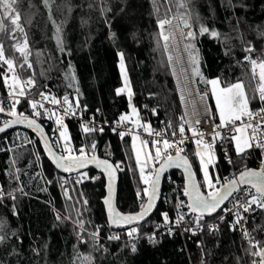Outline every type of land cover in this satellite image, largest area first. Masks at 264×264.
<instances>
[{"label": "trees", "instance_id": "1", "mask_svg": "<svg viewBox=\"0 0 264 264\" xmlns=\"http://www.w3.org/2000/svg\"><path fill=\"white\" fill-rule=\"evenodd\" d=\"M16 10L24 33L17 30V39H12L0 32V43L5 46V55L19 65L23 58L12 46L21 43L26 34L32 67L25 64L16 71L21 79L35 81L34 86L26 87L27 97L49 92L64 101L67 96L71 104L86 105L89 111L99 109L103 120H115L128 111L126 96L116 91L121 86L118 64L123 53L132 104L142 122H164L170 132H179L182 111L158 26L160 20L175 17L190 21L189 32L194 38L184 37L187 53L197 61L193 67L200 74L194 76L215 117L205 82L215 77L223 85L242 81L250 108L264 106L257 90L258 76L253 77L251 64L245 59H264V0H17ZM201 26L209 31L201 34ZM250 46L254 51L246 52ZM8 74L7 65L0 67L2 95L8 92L4 83ZM31 110L24 100L16 106L17 112ZM38 110L42 113L38 121L55 146L58 134L54 119L47 111ZM65 121L73 149L83 143L95 144V149L107 152L113 163L122 162L116 205L123 213L138 211L139 200L146 196L129 137L108 131L84 135L74 120ZM31 139L41 155L42 171ZM191 161L197 172V159ZM233 163L237 168H258L261 158L249 148L233 155ZM215 169L220 175L228 172L220 154ZM170 174L177 176L174 171ZM64 176L47 160L32 131L14 129L0 135V264H252L250 249L236 226L182 236L161 235L153 242L139 238L129 244L120 238L107 239L104 233L110 227L102 202L104 178L74 185V197L66 195V186L58 183ZM166 189L163 183L162 190ZM167 202L160 201L148 221L169 210ZM82 218V226L92 231L97 224L102 225L103 244L92 247L91 234L81 235L77 226ZM247 222L256 241L264 245V209L252 207Z\"/></svg>", "mask_w": 264, "mask_h": 264}, {"label": "snow or ice", "instance_id": "2", "mask_svg": "<svg viewBox=\"0 0 264 264\" xmlns=\"http://www.w3.org/2000/svg\"><path fill=\"white\" fill-rule=\"evenodd\" d=\"M17 0H0V32L8 34L11 36L12 39L16 38V31L18 30L20 33H24V28L21 25V14L19 11L16 10ZM183 7V4H181ZM171 24L170 20H160L159 27L161 29L165 28V25ZM9 25L11 27H9ZM209 29L207 27L201 26L200 32L201 34L208 32ZM213 36H217L216 32L211 33ZM160 35L163 37L164 41L167 42L169 40V36L165 35L163 31H161ZM187 37L194 38V33H187ZM16 52L20 53V56L23 58V63L17 65L16 61L12 58H8L5 55V46L3 43H0V67L3 65H7L8 72L12 73V76L9 78L7 75L4 76V83L8 86L9 97L12 98V103L9 109H7V114L14 119L6 121L3 127H0V132H4L5 129L11 127L14 124H21L27 123L29 127H34L37 130H40V126L37 124L35 119H30L27 116H24L23 113L18 114L16 111V106L20 103V99L17 97H25L26 96V87L34 86L35 81L29 77L26 80L21 79L20 75L17 73L16 69L24 68V65L27 64L28 68L32 67V64L28 62V41L26 38L23 40L21 44L19 41L12 46ZM167 47V44H165ZM187 47V46H186ZM246 52H252L254 49L250 46L245 49ZM121 57V69L122 74L124 75L125 80V87L117 89V95L127 91L129 98H131L132 92L131 88L128 83V78L126 72H124V59L123 53L120 54ZM171 59V57H170ZM245 59L249 61L251 64V71L253 77H257L259 79L258 85V92H259V99L264 101V59H253L251 56H246ZM193 64L197 63L196 59L192 58ZM193 71L199 75L198 68H193ZM9 79L11 83H9ZM207 84L211 85V94L215 97L216 101V108L219 112V124L215 125L213 128L212 139L215 140L218 137H221V133L216 131V128H229L230 131L235 132L236 135H232L231 139L235 141V148L238 155L243 154L246 149L252 148L255 146L264 148V135H260L258 130L264 128V108L261 109V113L256 115L261 116L262 123L256 124L252 123L254 119V114L249 109L250 99L245 91V86L242 81H237L236 83L229 84L225 87H221L220 80L211 79L205 81ZM39 95L41 96L42 100L48 101L49 97L46 96L43 92H40ZM255 98V97H253ZM203 99V97H201ZM31 108L36 110L38 108H44V104L38 100H29L28 101ZM52 104H58V101L55 97H52L49 101ZM64 103H68L67 96L64 97ZM71 105H69V109ZM69 109H65L67 112ZM6 108L0 106V113H4ZM47 111V110H46ZM54 114V113H52ZM50 114V115H52ZM34 116L39 117L42 113L38 110L34 111ZM132 115H138L137 109L133 106L132 107ZM244 117H248L249 122L244 121ZM130 119L128 115H122L120 117V122H125ZM237 122H240L237 124ZM57 125L60 126L61 130L59 132V137L61 140L64 141L63 151L67 153V155H57L52 149L48 146V140L44 139L45 149L48 152L49 157H51L52 161L55 163L57 168L63 169L64 171H72L74 169H79L85 167L89 163H97L98 166H102L104 171L107 173L109 178V195L105 199V204L108 205L109 209V218L110 220L115 223L119 224L123 222L125 224H131L135 221L142 220L149 212L152 211L155 201L157 199V195L159 192V185L162 173L168 168L172 166L176 167H183L185 172L188 176L189 187L185 188L184 195L188 196L190 203L187 207L192 212L200 213L197 216V222L201 219V217L207 213L211 214L215 212L223 202L232 194V192L236 189L237 184L241 185H250L252 188L255 189L258 195H252L250 200H246L244 204L240 205L243 208L244 212H248L251 210L252 205H256L257 207L264 208V168H261L259 171L253 169H245L239 173L238 179H228L224 184L221 185L220 188L216 187V184L213 183V178L209 174V165L213 162V155H212V145L208 144L204 141L203 136L204 134L201 132H197L195 128H192L193 136H198L199 139L196 140V144L198 146V151L195 153L197 157H199L201 169L203 172L204 178V186L212 191H209L207 196H205L201 191V185H198L195 181L194 173L191 171L192 164L189 162L187 156L181 155L184 151L181 144L184 143L183 139H179L176 141H170L168 139H163L162 141H154V145H160L162 143L163 147L157 146L155 148V155L153 156L150 152L144 153L143 160L141 159V149L136 148L135 143L133 147L136 148V160L137 164L140 165V175L143 183L147 185L143 191L144 195L147 197L146 204H141V211L135 215H121L120 213L116 212L112 206V180L114 179V173L119 165L115 167L110 164L106 160H98L95 156L91 157V159L87 158V154L83 148L79 150L80 155H73V149L69 145V136L67 133V128L63 124V117H57L56 119ZM195 123L199 124L200 120L197 119ZM137 127H142L139 120L135 121ZM248 129H251V133L248 132ZM94 127L85 126L84 132L91 133L96 131ZM115 130V129H114ZM99 131H103V128H100ZM144 131L151 133V129L149 127H145ZM179 134L183 137L185 133V127L183 124L179 126ZM127 133L121 132L120 135L123 137ZM159 135V133H157ZM173 136H176L177 133L174 131L172 133ZM44 134L41 130V137L43 138ZM133 141L139 139L138 136L132 137ZM145 146L148 144L147 141L142 142ZM95 149L96 145L93 144L91 146ZM170 149H175V156L170 153ZM160 167L153 169L150 173L145 174V169L147 168L148 164L152 161H161ZM231 162V161H229ZM82 175L87 176L86 173ZM79 182V181H78ZM217 182L219 180L217 179ZM85 203H87L85 201ZM163 219L165 223L169 222V217L167 213L163 214ZM184 219L183 216H180L177 223ZM243 219L240 215L237 214L236 222L239 223L240 220ZM137 229L132 228L128 232L129 236H132L136 233ZM93 237L97 235V233L92 234ZM245 235H249L245 233ZM112 239H118L119 237H110ZM251 244L252 249H258L252 251L250 254L255 257H259L258 260H253L252 264H264V245L261 242L255 241L251 239L249 241ZM133 251H135V247L133 246Z\"/></svg>", "mask_w": 264, "mask_h": 264}, {"label": "built area", "instance_id": "3", "mask_svg": "<svg viewBox=\"0 0 264 264\" xmlns=\"http://www.w3.org/2000/svg\"><path fill=\"white\" fill-rule=\"evenodd\" d=\"M175 21L180 24V19L174 18ZM182 28V27H181ZM168 54V53H167ZM170 63V60H169ZM170 70L172 73L176 93L178 95L181 111H182V119L183 124L185 127V133L183 137L180 136L179 132H176L177 135L173 136L172 132H170V127L162 122L160 124H142V127H137L132 125L129 121L120 122V117L115 120H103L102 119V113L99 109H95L94 111H89L88 107L86 105L83 106H75L72 104L65 105L63 101H60L58 104H52L49 101L52 97H54L49 92H44L46 96L49 97L48 101L42 100L41 96L37 97H20V100H24L25 102H28L29 100H38L41 103L44 104V108H41L42 110L46 111L49 114L55 113L59 116H62L64 119H71L74 120L78 127L81 130V133L84 135H90L94 133L95 131L91 133H85L84 127H94L97 129L96 131H99L100 128H103V131H108L112 134H116L119 137H121L120 133L124 132L127 133L123 137H130L132 134L139 135L143 139H147L150 144H153L154 141H162L163 139H168L170 141H176L179 139H183L184 143L180 145L184 149L182 152L185 154L191 161V159H196V156L194 152L191 151V146L194 148V138H198V136H193L191 129L195 128L197 132H201L204 134L203 139L206 143L212 145V152L215 153V161L213 164L209 166V173L210 176L213 178V183L216 184L217 188H220L222 184H224L228 179L235 178L238 173L243 170L244 168H237L234 166L233 163V155L237 154L233 140L231 139V136L235 134V132H232L229 130V128H216L215 130L221 133V137H218L217 139H212V133L213 128L215 125H217V120L215 117V114L211 108L208 96L205 92L201 91L198 87L197 81L195 79L194 73L192 70L188 67L187 61L183 59V61H179L176 65V67H173L170 63ZM29 87V86H28ZM7 90L9 92V88L7 86ZM8 92L6 94L2 95L0 93V106H3L7 109L10 108L12 103V98L9 97ZM203 97V99H201ZM29 103V102H28ZM30 105V104H29ZM69 105H71V108L69 109ZM31 107V106H30ZM264 108V106H260L257 108L252 109V113L254 114V119L250 122L260 124L262 123L261 116L256 115L258 113H261V109ZM39 109V108H38ZM36 109V110H38ZM65 109H69L67 112H65ZM36 110H31L29 112L21 111L17 112L18 114L23 113L24 116L29 117L30 119H35L38 121V117L34 116L33 113ZM39 111V110H38ZM4 113H0V125L4 124L6 121H8L7 115ZM199 119L200 123L197 124L195 121ZM245 122L248 121V117L243 118ZM240 122H237L239 124ZM145 127H149L151 129V133L144 131ZM115 129V130H114ZM251 129H248V132L251 133ZM159 133V135H157ZM258 133L260 135H264V128H261L258 130ZM30 142L35 147V139H31ZM254 146L250 148L251 150L258 153V155L261 158V163L264 162V148L256 147L255 141L253 142ZM154 145V144H153ZM92 146V145H91ZM91 146H86V144H82L77 149H73V155H80L79 150L83 148L89 156L91 153H94L96 149H93ZM155 147H163L162 143L160 145H154ZM54 149L60 154V155H67L63 151L62 144L59 142V139L55 141V146H53ZM172 155L176 154L175 149L169 150ZM98 154L105 159H108L111 161L109 154L107 152L98 151ZM221 155L223 160L225 161L228 172L225 174H218L215 165L218 160V155ZM35 155L41 156L38 152L37 148L35 147ZM231 161V162H229ZM112 162V161H111ZM160 161H154V168ZM192 162V161H191ZM38 163V162H37ZM113 163V162H112ZM115 166L119 165V168L117 170H120L123 168V164L121 161H115L113 163ZM193 165V164H192ZM38 167L42 171L41 162L38 163ZM195 166H193L194 168ZM197 167V181L198 184L201 185V191L207 196L209 191H212V189L207 188L204 186V178L203 174L200 170L199 163L196 164ZM153 167H149L148 171L151 172ZM211 168L213 169V173H211ZM264 168V166H263ZM177 176H172V174L168 173L166 177L164 178L163 183L167 186V189L165 191L162 190L161 200L163 201V204L168 203L169 201V210L165 209L159 212L160 218L158 219H152L150 221H145L141 225L134 226L125 230H114L109 229L108 231L105 230L104 237L110 240H114L110 237H119L124 242L132 244L136 242L139 238H143L148 240L149 242H153L161 235L165 236H173L174 234L179 235H190V234H198L204 230H218L223 226H227L229 228H233L236 226L241 234L243 239L246 241L250 252L255 251L257 249H252L251 244L249 241L251 239H254L256 241L255 235L253 231L249 228L248 222H247V213L244 212L243 208L240 206L245 203L246 200H250L252 195H258L254 188L249 186H240L235 191V193L230 197V199L225 203V205L213 216L210 217H201V219L197 222V215H194L190 209L187 207V198L186 195H184L185 190V181L183 175L178 172L174 171ZM83 173H86L87 176L82 175ZM102 175L98 172H95L93 174H89L87 171L79 172L77 174H71L64 176L63 178L58 180L59 185H79L80 183L86 182V181H94L101 177ZM217 179L219 182H217ZM79 181V182H78ZM145 186L143 185V188ZM1 197V193H0ZM145 202V199H140L139 204ZM252 207H257L256 205H252ZM260 208V207H257ZM264 209V208H262ZM167 213L169 217V222L165 223L163 219V214ZM237 214L243 217V219L240 220L239 223L236 222ZM180 216H183L184 219L182 221H179L177 223ZM136 228L137 231L132 236L128 235V232L130 229ZM102 230V225L97 224L95 227V230L92 231L91 239L92 243L94 245L103 244V235L100 233ZM93 233H97L95 237H93ZM245 233H248L249 235H245ZM252 262L253 260H258L259 257H255L251 255Z\"/></svg>", "mask_w": 264, "mask_h": 264}, {"label": "rangeland", "instance_id": "4", "mask_svg": "<svg viewBox=\"0 0 264 264\" xmlns=\"http://www.w3.org/2000/svg\"><path fill=\"white\" fill-rule=\"evenodd\" d=\"M175 17H172V18H170V19H167V20H170L171 21V24H169V25H165V28L164 29H161L160 27H159V32L161 33V31H163L164 32V34L165 35H168L169 36V40L167 41V42H165L164 41V39H163V37L161 36V39H162V42H163V45H164V49H165V52H166V54H167V56H168V59L170 60V63L172 64V62H173V67H176V65H177V63H178V60L179 61H183V59H185L186 61H187V64H188V67L192 70V72L193 73H195L194 71H193V62H192V58H191V56L189 57L188 56V53H187V49H189V47L187 46V44H185V41H184V37L186 36V35H183V33H182V28H181V24H179V22L177 23L176 21H175V19H174ZM159 26V25H158ZM190 30V29H189ZM189 32V31H188ZM187 32V33H188ZM24 38L25 37H22V41H21V44L23 43V40H24ZM165 44H167V47H165ZM187 46V47H186ZM170 57H171V59H170ZM169 63V64H170ZM118 67H119V72H120V75H121V86L118 88V89H120V88H124L125 87V80H124V75L122 74V69H121V57L119 56V64H118ZM124 72H126V74H127V78H128V83H129V86H130V88H131V92H132V87H131V83H130V79H129V76H128V72H127V69H126V66H125V63H124ZM9 78L12 76V73H10L9 72V74L7 75ZM211 79H217L216 77L215 78H211ZM211 79H209V80H211ZM9 83H11V80L9 79ZM236 83V82H235ZM225 86H227V85H223L222 83H221V87H225ZM208 92H209V95H210V97H211V99H212V102H213V106H214V110H215V113H216V115H217V117H218V119H219V112H218V110H217V108H216V101H215V97H213L212 96V94H211V85L210 84H208ZM121 94H124L125 96H126V98H127V100H128V111L127 112H124L122 115H128V116H130V119L128 120L132 125H134V126H136V124H135V121L138 119L139 120V122H140V124L142 125L143 124V122H142V120L140 119V116H139V113H138V111H137V113H138V115H136V116H133L132 115V107H133V104H132V95H131V98H129V95H128V93H127V91H125V92H123V93H121ZM18 99L20 98V97H17ZM64 102V101H63ZM65 104V103H64ZM68 104H71L70 102H68L67 104H65V105H68ZM73 105V104H72ZM249 109H250V111H252V109L250 108V106H249ZM121 115V116H122ZM52 117H53V119H54V123H55V126H56V128H57V134H58V139H59V142L62 144V146H64V141L63 140H61L60 139V137H59V132L61 131V130H63V129H61L60 128V126L59 125H57V123H56V119H57V117H61V116H59V115H57V114H52ZM220 122V121H219ZM63 124L66 126V128H67V133H68V136H69V145L72 147V142H71V137H70V133H69V130H68V127H67V124H66V121H65V119L63 118ZM217 124H219V123H217ZM138 136L139 137V139H137L136 141H133V139H132V137L133 136ZM234 135H236V133L234 134ZM198 138H194V154L198 151V146H197V144H196V140H197ZM143 141H147L148 142V144L145 146L142 142ZM135 143V145H136V148H140L141 149V159L143 160V158H144V153H148V152H150L153 156L155 155V146L153 145V144H150V142L147 140V139H143L142 137H140L139 135H136V134H132L130 137H129V145H130V149H131V152H132V156H133V159H134V161H135V164H136V167H137V171H138V174H139V177H140V180H141V182L143 183V181H142V179H141V175H140V165H138L137 164V160H136V148H134L133 147V144ZM233 143H234V147H235V141L233 140ZM235 150H236V148H235ZM247 150H249V148L248 149H246L245 151H247ZM35 155V154H34ZM93 155V153H91L89 156H92ZM212 155H213V162H212V164L214 163V161H215V153L214 152H212ZM196 156V155H195ZM35 160L39 163L41 160V157H39V156H37V155H35ZM196 159H197V161H198V163H199V166H200V170H201V172H202V169H201V165H200V160H199V157H197L196 156ZM211 165V164H210ZM209 165V166H210ZM149 167H153L154 168V161H152V162H150L149 164H148V166H147V168L145 169V174H148V173H150L149 171H148V168ZM202 174H203V172H202ZM210 174V173H209ZM143 185L145 186L144 187V189L146 188V187H148L147 185H145L144 183H143ZM66 189H65V194L66 195H71V196H73V194H75L74 195V197L77 195V188L76 187H74V185H67L66 187H65ZM65 194H64V196H65ZM75 200H77V199H75ZM85 219H83L82 218V220H81V224H79V222H75V223H77V224H79L77 227H78V229L81 231V235H87L88 237H90V233L92 232V229H89L88 227H85V226H82L83 225V221H84ZM91 239V238H90ZM92 245V247L94 246L93 245V243L91 244Z\"/></svg>", "mask_w": 264, "mask_h": 264}, {"label": "water", "instance_id": "5", "mask_svg": "<svg viewBox=\"0 0 264 264\" xmlns=\"http://www.w3.org/2000/svg\"><path fill=\"white\" fill-rule=\"evenodd\" d=\"M180 24H181V27H182V33H183V35H186L187 32L189 31V29H190V25H191L189 19H188V18H181V19H180ZM5 114L7 115V117H8L9 120L14 119L13 117L9 116V115L7 114V112H5ZM9 120H8V121H9ZM36 122H37V124L40 126V130L35 129L34 127H29V126L27 125V123L25 122V123H21V124H14V125H12L11 127L5 129L4 132H0V135H3V134H5V133H7V132H9V131H11V130H14V129H24V130H30V131H32V132H33L34 134H36V136L38 137L39 142H40L41 147H42V149H43V151H44V153H45V156H46L47 160L51 163V165L54 167V169H55L58 173H60L61 175H65V176H67V175L77 174V173H79V172H83V171H87V170H93V171H95V172L100 173V174L102 175V177L104 178V181H105V187H104V188H105V196H104L102 202H103V206H104V211H105L106 220H107V223H108V225H109V227H110L111 229H114V230H125V229H128V228L134 227V226L141 225L142 223H144L145 221H147L148 219H150V218L154 215V213L156 212V210H157L158 207H159L160 200H161V195H162L163 181H164V178L166 177V175H167L168 173H170V172H172V171H178V172H180V173L183 175V177H184L185 188H188V187H189L188 176H187V173L185 172V170H184L183 167H176V166L168 167V168L162 173V175H161L160 185H159V192H158L157 199H156V201H155V205H154L152 211L149 212V213H148V214H147L142 220L135 221V222H133V223H131V224H125V223H123V222H120L119 224H115V223H113V222L110 220V218H109V209H108V205L105 204V199H106V198L108 197V195H109V178H108L107 173L104 171L103 167H102V166H98L97 163H89V164H87V165H86L85 167H83V168L74 169V170H72V171H68V172L64 171L63 169L57 168L56 165H55V163L52 161L51 157H49L48 152H47L46 149H45L44 139H47V140H48V146L52 149V151H54L57 155H60V154L54 149V147H53V145H52V142H51V140H50V138H49V136H48V134H47L45 128L43 127V125H42L39 121H37V120H36ZM3 126H4V124L0 125V127H3ZM41 130L43 131V134H44L43 138L41 137ZM181 155L186 156V155L183 154V153H181ZM93 156H95L98 160H106V161H108L110 164H112V165L115 167V165H114L110 160L105 159V158H102V157L98 154V150H97V149L95 150V152L93 153L92 156H87V158L91 159V157H93ZM173 156H175V154H174ZM188 159H189V158H188ZM161 162H162V160H161V161L155 166L154 169L159 168ZM189 162L192 164V162L190 161V159H189ZM263 166H264V162H262L258 168H244L243 170H245V169H253V170H257V171H259L261 168H263ZM243 170H241V171H243ZM191 171L194 173L195 181H196V183L198 184V181H197V175H196V172H195V170H194V168H193V165H192V169H191ZM241 171H240V172H241ZM240 172H239V173H240ZM239 173H238V175L235 177V179H238ZM232 179H234V178H232ZM118 180H119V173H118V170L116 169V171H115V173H114V179H113L112 182H111V184H112V206H113V208L115 209L116 212L120 213L121 215H135V214L139 213V212L141 211V208H140L138 211L133 212V213H123V212H121V211L117 208V205H116V198H117ZM198 185H199V184H198ZM240 186H249V187H251L250 185H241V184H237L236 189H235V190L232 192V194H231V195H230V196H229V197L223 202V204L220 206V208H218L215 212H213V213H211V214H207V213H205V214L203 215V217H210V216H213L215 213H217V212H218V211H219V210L225 205V203L230 199V197L235 193V191H236V190L238 189V187H240ZM200 191H201V189H200ZM201 192H202V191H201ZM202 193H203V192H202ZM203 194H204V193H203ZM204 195H205V194H204ZM205 196H206V195H205ZM186 198H187V203L189 204V203H190V200H189L188 196H186ZM146 202H147V197H146V199H145L144 204H146ZM190 211H191V210H190ZM191 212H192V211H191ZM192 213H193L194 215H197V216L200 215V213H198V212H192Z\"/></svg>", "mask_w": 264, "mask_h": 264}, {"label": "crops", "instance_id": "6", "mask_svg": "<svg viewBox=\"0 0 264 264\" xmlns=\"http://www.w3.org/2000/svg\"><path fill=\"white\" fill-rule=\"evenodd\" d=\"M216 119H217V122L219 123V119H218L217 115H216Z\"/></svg>", "mask_w": 264, "mask_h": 264}]
</instances>
